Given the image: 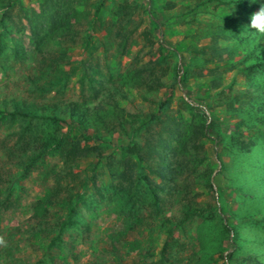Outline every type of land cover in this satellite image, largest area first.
<instances>
[{
    "label": "rangeland",
    "instance_id": "374dc122",
    "mask_svg": "<svg viewBox=\"0 0 264 264\" xmlns=\"http://www.w3.org/2000/svg\"><path fill=\"white\" fill-rule=\"evenodd\" d=\"M246 2L0 0V110L92 109L29 128L0 113V264H264V70L241 57L264 35ZM22 134L48 143L25 179Z\"/></svg>",
    "mask_w": 264,
    "mask_h": 264
},
{
    "label": "trees",
    "instance_id": "16d2710c",
    "mask_svg": "<svg viewBox=\"0 0 264 264\" xmlns=\"http://www.w3.org/2000/svg\"><path fill=\"white\" fill-rule=\"evenodd\" d=\"M152 0H149V2H151ZM247 4H250L251 2H246ZM253 4V3H252ZM256 6L260 7V4L257 3L255 4ZM100 6H101V2H97V12H99L100 10ZM153 24L157 27L160 28V22L153 20L152 21ZM224 52L228 53L227 56V60L228 63H231V59L234 57V55L237 54V51L235 49H223ZM221 55V54H218ZM243 56V59L245 57H248V59L246 60V64H244L246 66L247 69H253V70H264V45L261 44H257V43H253L250 45H247L241 53V57ZM221 59V57L219 58ZM183 83V80L181 79V77L179 78V80H176V84L177 86L179 84ZM175 84V85H176ZM256 93H258L260 95V97L264 98V86H261L259 88H257ZM171 96V94H170ZM18 100H14V106L12 109H9L6 105V109L4 111L0 110V113L3 114V116H7L10 117L11 119L15 120L16 118H19L21 120L22 123H24V128H29L31 126L34 125V121L35 120H43V121H52L55 122L57 124H69V125H74L73 123H77V121L79 120H85L90 116V113L92 112V109H83L80 108L76 105H73L72 102L64 104V105H56V104H52V105H39V104H31L29 105V103H26L25 101H22L21 104L19 102H17ZM194 104L197 105L195 107V105L189 103L190 106H193V108H197L200 107L198 106V104H200L198 101H196L194 99ZM264 104V103H261ZM166 103H163L162 106L163 108L166 107ZM99 111V110H98ZM95 112V114H99V112ZM101 114H100V118H101ZM260 120L264 123V116L262 118H260ZM35 126V125H34ZM210 129V123L209 124H205L201 127L200 130H198L195 134L196 135H202V137H207V133ZM170 133H175L178 134L179 138L181 137L180 134V130L177 129L175 126H169L166 134H167V138L166 139H162L161 141H159L161 145V147H163L165 144H167L170 139L172 138V136ZM33 135V134H32ZM29 136L26 137V135L22 134L18 137L17 142L14 144V148L17 149L20 152V155L18 157H13V153L10 154L14 160H13V164L19 166L20 168V177L22 179H25L28 177V175L30 174V172L32 171L31 167L33 166L34 162L38 159V157L42 154L45 153L46 149H43L42 151L39 150V146L40 148H44L45 146L48 145V143H45V145H35L36 143L40 142V141H36L37 139H35L33 136ZM196 137V136H195ZM218 140V138L216 139ZM192 141V139H191ZM51 143L50 145V149L51 150H55L59 147L60 145V141L55 142L54 144L49 141ZM194 142H196L194 140ZM219 142V140H218ZM34 144V145H32ZM159 144V145H160ZM34 146V147H31ZM14 150V149H13ZM37 152V153H35ZM74 154V156H78L76 155V153H72ZM66 158L69 159L70 154L66 153L65 154ZM166 162V161H165ZM160 165V164H159ZM162 165L159 166L158 170H157V174L160 175V177H162L163 179L167 180L168 176H165L162 172ZM168 181H170V179H168ZM209 186L211 187L212 185L209 184ZM147 187L148 189L153 190V182L148 181L147 182ZM6 196V198H8V196L10 195V193H6L4 194ZM154 197L155 199H157V195L156 193H154ZM44 202L47 204H54V203H58L56 201V197L53 195H47L44 198ZM75 210V205H73L68 213V217L65 221H56L54 223V226H56V228L58 230H62L65 227L72 225L73 224V220L72 218V214L74 213ZM200 211L198 209H190L191 214H196L199 213ZM226 229L228 232L231 231V229L229 227H227L226 225Z\"/></svg>",
    "mask_w": 264,
    "mask_h": 264
},
{
    "label": "clouds",
    "instance_id": "9594fccd",
    "mask_svg": "<svg viewBox=\"0 0 264 264\" xmlns=\"http://www.w3.org/2000/svg\"><path fill=\"white\" fill-rule=\"evenodd\" d=\"M251 2L259 3L260 7L258 11L251 15L250 23L246 26V30L255 31L259 35H264V0H251Z\"/></svg>",
    "mask_w": 264,
    "mask_h": 264
}]
</instances>
